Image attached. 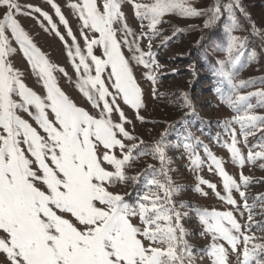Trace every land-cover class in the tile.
<instances>
[{
    "label": "snow or ice",
    "instance_id": "obj_1",
    "mask_svg": "<svg viewBox=\"0 0 264 264\" xmlns=\"http://www.w3.org/2000/svg\"><path fill=\"white\" fill-rule=\"evenodd\" d=\"M47 3L67 29L70 42L41 8L29 5L24 12L18 0H0V254L6 257L4 264H195L181 223L186 213L179 209L186 206L173 200L176 189L165 168L163 137L150 149L140 147L142 140L131 143L137 138L126 128L131 121L120 102L137 112L142 107V90L130 60L149 70L146 78L155 83L151 43L148 51H143L139 43L142 36L151 42L160 35L158 26L170 14H207L208 27L220 18L221 6L217 4L204 13L193 7L191 0H128L140 21L142 31L137 35L126 22L120 0H76L68 7L80 22L82 49L55 0ZM234 8L244 11L239 0L224 8L232 24L227 59L216 70L230 88L227 92L219 88L217 91L235 113L225 125L231 137V143L225 146L233 162L243 168L246 162L264 160V143L249 148L247 156L238 147L239 137L247 146L248 136L264 125V116L254 112L255 107H264V91L240 95L239 88L250 82L232 83L244 66L241 58L245 54V41L231 34L236 25ZM33 13L47 21L50 29L45 31L51 30L64 42L76 74V87L97 110L96 115L61 90L55 73H68L48 60L16 19ZM13 41L23 52L32 74L42 82L45 95L27 87L11 63L17 52ZM97 48L102 49L100 55L94 52ZM124 48L131 53L130 58H126ZM253 97L255 106L251 103ZM21 113H26L38 128ZM114 113H118L119 122L113 120ZM234 125L239 126V131ZM184 147L193 169H199L203 161L193 144L188 142ZM257 147L260 150L253 151ZM205 152L211 161L210 170L214 166L222 177L225 195L217 192L215 184L204 180L199 184H207L231 210H197L203 225L200 235L211 241L207 249L201 250L203 256L210 264H230V253L236 255L237 264H264V259L259 258L264 253V243L248 234L252 229V206L242 188L247 189L251 181L241 174L237 182L224 171L221 161L207 149ZM144 155H153L161 168L157 171L149 166L143 173L146 191L130 204L124 194L111 189L129 180L139 181V175L129 177L125 170ZM195 191L207 195L199 186ZM233 192L238 193L239 201ZM134 218L138 223L133 222Z\"/></svg>",
    "mask_w": 264,
    "mask_h": 264
},
{
    "label": "rangeland",
    "instance_id": "obj_2",
    "mask_svg": "<svg viewBox=\"0 0 264 264\" xmlns=\"http://www.w3.org/2000/svg\"><path fill=\"white\" fill-rule=\"evenodd\" d=\"M70 2H76V0H55L76 36L77 42L84 49L80 22L72 9L68 7ZM120 2L127 24L134 33L139 35L142 29L140 21L134 15L135 10L128 0H120ZM143 2H148V0H143ZM234 2L235 0H191L192 6L204 13L219 4L221 6L220 18L205 27L208 20L207 14L195 17L170 14L165 16L161 25L158 26L160 35L153 38L151 42L146 36H142L139 43L143 51L147 52L149 43H151V51L155 59V64L152 66L155 83L146 78L149 70L136 64L134 60H130L133 75L142 90V107L137 112L124 105L122 101L120 102L126 118L131 121L126 128L137 138L131 143H138L142 140L143 144L140 147L147 146L150 149L163 137L165 168L172 181V186L176 189L173 200L177 205L186 206L179 209L186 213L181 223L187 233L186 240L192 246L195 264H210L209 259L203 256L201 250L207 249L211 242L210 238L200 235L203 225L199 221L197 210L220 212L231 210V206L220 200L207 187V184H199L200 180L215 184L217 192L225 195L222 177L214 166L210 170L211 161L205 149L221 161L224 171L237 182H240L241 174L251 181L247 189L242 188L248 197V204L252 206V229L248 234L255 237L256 242L264 243V228L257 227V225L264 226V200L259 199L264 197V160L257 159L254 163L246 162L243 168L233 162L231 153L225 146L231 143V137L225 130V125L226 122L232 121L235 113L222 102L217 91L219 88L227 92L230 88L228 82L222 81L217 75L216 70L220 67V62L227 59L226 45L232 24L231 16L229 12L224 11V8ZM18 3L24 12H27L29 5L41 8L52 17L61 35L65 36L69 42L71 41V37L67 36V29L60 23L47 0H18ZM239 3L244 11L241 12L239 8L233 9L232 15L235 17L236 25L231 34L245 41V54L241 58L244 66L240 68L232 83L240 85L242 82H250L246 87L239 88L240 95H249L264 91V0H239ZM252 5L255 6V14L250 19L251 14L248 13L253 12ZM16 19L48 60L58 68H64L68 73L67 76L59 72L55 73L61 90L78 106L96 115L97 110L92 108L76 87V74L67 56L64 42L51 30L45 31V28L50 29L47 21L37 13L19 15ZM41 24L44 27H41ZM213 26L220 30L219 37L210 36L207 41L203 42V34ZM120 35L118 33V36ZM12 46L17 49V52L11 57V63L22 74L25 85L38 95H45L46 90L42 82L32 74L31 66L15 41ZM123 51L126 58L131 57L127 48ZM94 52L100 55L102 49H94ZM204 55L214 56L216 62L210 64ZM185 97H187V103H185ZM251 103L256 105L255 97L252 98ZM254 112L256 115L264 116V107H255ZM21 115L33 127L38 128L26 113H21ZM113 120L119 122L118 113L113 114ZM234 127L239 131L238 125ZM239 140L241 142L238 147L247 156L249 148L258 143H264V125L259 126L254 134L248 136L247 146L243 144V137H239ZM188 142L193 144L196 154L203 161L199 169L194 170L191 165L189 151L184 147ZM259 150L258 147L253 149V151ZM150 165L157 171L161 168L160 161L153 155L138 157L125 171L129 177L139 175V181L134 183L129 180L126 183L117 184L111 190L124 194L130 204H135L146 191V177L143 173ZM158 178L163 179V177ZM198 186L202 192L207 193L206 196L195 191ZM233 197L238 201L240 199L238 193L235 192H233ZM234 215L238 214L234 213ZM247 215L248 213H245V218ZM238 219H241L242 223L246 222L244 218L238 217ZM133 222L138 223V219L134 218ZM259 258L264 259V253L260 254ZM5 259L6 257L0 254V264H4ZM229 260L230 264H237L235 254L230 253ZM252 264H255V261Z\"/></svg>",
    "mask_w": 264,
    "mask_h": 264
},
{
    "label": "trees",
    "instance_id": "obj_3",
    "mask_svg": "<svg viewBox=\"0 0 264 264\" xmlns=\"http://www.w3.org/2000/svg\"><path fill=\"white\" fill-rule=\"evenodd\" d=\"M251 9H253V12L251 13H248L249 15H250V19L253 17V15L255 14V6L254 5H252L251 6ZM247 14V15H248ZM241 19H243V22H244V18L242 17ZM220 30H218L217 29V27L216 26H213V27H211L210 29H208L204 34H203V42H205V41H207L208 40V38L210 37V36H215V37H219V35H220ZM250 38V37H249ZM257 40V39H256ZM201 42V41H200ZM205 56V55H204ZM204 58H206L207 60H208V62L210 63V64H213V63H215L216 62V58L214 57V56H210V55H208V57L207 56H205Z\"/></svg>",
    "mask_w": 264,
    "mask_h": 264
}]
</instances>
